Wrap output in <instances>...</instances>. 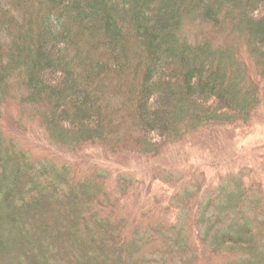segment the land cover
I'll use <instances>...</instances> for the list:
<instances>
[{
  "label": "trees",
  "instance_id": "obj_1",
  "mask_svg": "<svg viewBox=\"0 0 264 264\" xmlns=\"http://www.w3.org/2000/svg\"><path fill=\"white\" fill-rule=\"evenodd\" d=\"M263 107L264 0H0V264H264V179L163 173L176 191L133 209L137 175L76 158L159 156ZM38 130L73 157H38Z\"/></svg>",
  "mask_w": 264,
  "mask_h": 264
},
{
  "label": "rangeland",
  "instance_id": "obj_2",
  "mask_svg": "<svg viewBox=\"0 0 264 264\" xmlns=\"http://www.w3.org/2000/svg\"><path fill=\"white\" fill-rule=\"evenodd\" d=\"M21 139L38 157L52 154L61 158L73 157L72 154L59 152L60 147L41 130L21 134ZM76 158L81 162L84 176L94 168L110 169L113 185L123 173L137 175L144 186L139 190L141 199L135 197L132 203L133 209L141 204L148 208L154 199L169 196L167 192L171 190L176 191V184L173 187L167 183L163 173L176 174L180 178L178 181L181 180L180 188L194 185L196 180L206 184L207 188H216L231 174L243 170L264 179V107L249 126L211 127L168 147L159 156L114 155L104 147L91 146ZM164 216L161 204L156 217L161 219Z\"/></svg>",
  "mask_w": 264,
  "mask_h": 264
}]
</instances>
